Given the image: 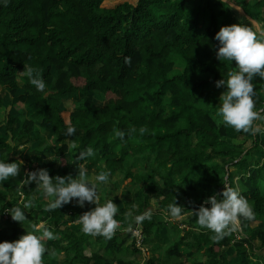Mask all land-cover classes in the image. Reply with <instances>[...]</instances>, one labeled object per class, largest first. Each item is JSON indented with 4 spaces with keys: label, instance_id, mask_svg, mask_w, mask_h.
I'll return each mask as SVG.
<instances>
[{
    "label": "trees",
    "instance_id": "16d2710c",
    "mask_svg": "<svg viewBox=\"0 0 264 264\" xmlns=\"http://www.w3.org/2000/svg\"><path fill=\"white\" fill-rule=\"evenodd\" d=\"M113 1L0 3V124L6 132L0 135V160L18 163L11 155L40 141L34 156L25 158L24 183L0 188V243L49 223L51 230L45 227L58 238L43 241L42 264L59 259L62 264H133L119 258L131 253L126 213L134 209V216L142 215L155 201L158 213L151 211V219L139 225L131 222L143 230L144 246L152 254L149 264H264V254H259L264 251V80L252 81L254 110L260 116L253 126L260 122V132L235 130L232 135L230 126L213 118L226 91L216 82L235 69V62L217 58L215 36L221 27L235 24L233 9L221 0H139L103 8ZM229 1L240 2L248 17L264 24V0ZM174 57L184 65L176 75ZM25 64L39 69L47 96L20 74ZM8 94L30 108L29 118L2 114ZM98 94L102 105L96 103ZM68 127L76 129L73 136L66 135ZM48 131L54 133L52 142L44 136ZM88 147L95 156L79 159ZM81 165L89 180L90 171L110 173L109 185L100 183L102 189H115L117 177L130 181L125 206L119 208L113 200L122 234L105 239L85 235L80 226L72 229L68 225L96 205L71 202L48 211L50 201L35 182L26 181L28 173L39 169L53 178H75ZM225 184L247 200L254 218H240V238L232 232L215 241L190 211L210 196L222 198ZM99 199L100 205L106 203ZM175 200L184 207L183 216L191 213L192 219L182 240L169 245L161 214ZM28 201L32 207L24 209V224L5 220L10 208ZM88 243L93 244L89 254L83 248ZM230 250L238 253V261L231 260ZM139 251L136 247L133 253Z\"/></svg>",
    "mask_w": 264,
    "mask_h": 264
},
{
    "label": "clouds",
    "instance_id": "9594fccd",
    "mask_svg": "<svg viewBox=\"0 0 264 264\" xmlns=\"http://www.w3.org/2000/svg\"><path fill=\"white\" fill-rule=\"evenodd\" d=\"M9 0H0L5 6ZM221 3H228V0H221ZM233 8V7H231ZM239 10L238 7H235ZM219 42L216 56L220 61L235 62V69L227 73V78L216 82L217 88H225L220 97V104L217 106L214 119L219 117L226 127H232L237 132H260V127H254V121L260 119L257 111L254 110V85L252 81L259 77L264 80V34L260 37L253 29L245 24L238 23L223 26L215 36ZM22 76L27 77L28 82L36 91L45 96L46 82L42 78L39 69L28 66L20 72ZM144 129H141L143 132ZM76 132L74 127H68L66 135L73 136ZM117 137L124 138L123 132H117ZM93 148L88 147L85 151L79 153V159L84 160L87 157H94ZM21 164L0 160V188L3 181L10 177H16L20 174ZM110 173L102 171L95 176V181L107 184ZM27 184L35 182L37 190L42 191L43 195L50 202L47 205L48 211L60 209L66 204L75 202L78 206L84 207L85 202L94 203L96 207L83 215L79 216L78 223L81 225V231L85 235L102 236L105 239H111L116 230L120 227L118 221L114 218L117 214V206L113 200H108L103 205L98 203L97 183L88 179L86 169L83 165L78 168V174L75 178L71 174L66 177H51L47 169H39L28 173ZM208 197L204 204L198 210L190 211L196 218V223L201 227L210 230L215 235L213 240L219 241L225 236L238 230L240 218L252 220L254 213L247 200L233 188L225 184V189L220 194ZM205 205H210L205 206ZM32 207V202H26L23 207H12L8 210L13 221L21 222L27 219L24 209ZM133 211L126 213V219L129 220V231H132L131 222L141 224L145 219H151V210L142 215H133ZM166 219L179 220L184 214V207L179 206L175 200L167 207ZM43 231L40 235L35 232L40 229L34 228L33 231H27L14 242L0 243V264H42V257L46 251L43 241L55 239L53 232L41 225Z\"/></svg>",
    "mask_w": 264,
    "mask_h": 264
},
{
    "label": "rangeland",
    "instance_id": "374dc122",
    "mask_svg": "<svg viewBox=\"0 0 264 264\" xmlns=\"http://www.w3.org/2000/svg\"><path fill=\"white\" fill-rule=\"evenodd\" d=\"M109 1H112V0H109ZM114 1H117V2L114 4H104L103 8L111 9V8H116V7L123 5V4L137 5L139 2V0H114ZM228 3L230 4L231 7H233L232 8L233 9V16L230 18V20L234 19L235 24L242 23V24H245L246 26L251 27L253 29V31L256 32L257 34H264V24L261 22H256V21L252 20L250 17H248L244 13L243 8L240 6V2H238V4H236L235 2L228 0ZM235 7H238L239 10H237ZM174 60L177 62V64H176L175 70L173 72V75L182 73L184 70V65H183L181 59L174 57ZM21 85H23L22 82H21ZM222 93L220 95H222ZM4 98H6V100L9 102V104L11 106L12 101L10 100L9 96H6ZM102 102H103L102 96H101V94H98V97L96 99V103L98 105H102ZM68 105H71V104H68ZM3 112L8 113V109L6 111L3 110ZM256 126H258L260 128L262 127L260 122L257 123ZM230 132L232 135H235V129L234 128L230 127ZM45 134L47 136H49L50 138L53 137L52 131H48ZM11 142H12V140H9V143H11ZM11 144H13V142ZM21 152L22 151L20 150L18 152L17 151L14 152L13 154L21 157V155H20ZM32 152L33 151H31V149H29V153H32ZM13 154H12V156H14ZM26 157H29V156L26 155L25 157H22V159L27 164V161L25 159ZM96 175L97 174L95 171L88 172V176L91 179V181L93 183H97V188L99 189L100 200L105 201V202H107L108 200H114L119 208L124 207L125 206V200H124L125 199V190L127 189V185L130 183V181L122 183L121 180L119 179V177H117L114 180V182L117 183V187L115 189L114 188L113 189L112 188L102 189V187H101L102 184L100 185L99 182L95 181ZM107 185H109V184H107ZM155 203L156 202L153 201V204H154L152 207L153 209H157ZM152 208H150L149 210L152 211L153 210ZM166 215L167 214H164L161 217H162V221L164 222L165 226H167V232H168L167 234H170V241H168V244L171 245V244H175V243L181 241L183 236L187 232H189L190 228H189L188 222L191 221L192 214L187 213L186 215L182 216L181 219L173 220V221H169L170 218L166 219L165 218ZM118 223L120 225V222H118ZM120 226H122V225H120ZM120 228L121 227H119L116 230L115 234H122L121 232H123V230H121ZM183 228H185L184 231L182 230ZM133 229L134 228H132V231H129V230L126 231L129 233H132L131 239H129V241L127 242V246H130V248H131V253H129L127 255L120 254L119 258H122L128 262L133 261V264H149V262L152 258L151 250L149 249V247L144 246V241H143V243L141 241L137 242V238L134 236V233H133L134 230ZM240 231H242L241 225L239 226L237 231L233 232V234L235 236H237L238 238H240ZM212 234H213V236L215 235L213 232H212ZM138 243H139V245H138ZM136 247L140 251L138 253H133V250ZM87 253L89 254V251ZM259 254H260V256H262V254H264V251H261ZM162 258L165 259V255ZM261 258H262V262H264L263 256ZM254 260H257V259L254 258ZM56 264H58V263H56ZM60 264H62V262H60Z\"/></svg>",
    "mask_w": 264,
    "mask_h": 264
},
{
    "label": "crops",
    "instance_id": "0c3cea01",
    "mask_svg": "<svg viewBox=\"0 0 264 264\" xmlns=\"http://www.w3.org/2000/svg\"><path fill=\"white\" fill-rule=\"evenodd\" d=\"M6 96H9V98H10V100L12 101V103H11V106H10V104H9V102L6 100V98H4V106H3V110L4 111H6L7 109H8V113H4L3 111V115L6 117H8V116H10V115H13L14 117H22V118H29L30 116H31V110H30V108L29 107H27L26 105H23V104H21L20 103V101H19V99L18 98H12L9 94L8 95H6ZM5 96V97H6ZM0 135H4L6 132H5V124L4 123H1L0 124ZM53 132V131H52ZM45 137H46V139L48 140V142H52L53 140H54V133H53V137H49V136H47L46 134L44 135ZM9 140H11V139H9ZM9 140H8V143H9ZM12 143V142H11ZM11 143H9V144H11ZM13 147L15 146V143L13 142V144H11ZM39 145H40V141H38V142H36V143H34L32 146H30L29 148H24V147H20V148H18L16 151L18 152V151H22L21 152V157H19V156H17V155H15V154H13L14 156H12L11 155V159H15L18 163H20V162H22V164H21V170H20V174L18 175V176H16V177H10L8 180H6V181H3L2 183L4 184V185H13V184H15L16 182H21V183H24V180H23V178H22V167H25L26 166V163L24 162V160L22 159V157H25L26 155H28L29 157H33L34 156V154H35V151L39 148ZM29 149H31V151H33L32 153H29ZM15 151V152H16ZM28 171L26 170V173H27ZM21 195H22V199L24 200V198L26 197V194L24 193V192H21L20 193ZM23 200H22V202H23ZM100 200V199H99ZM21 202V203H22ZM73 204H75V203H73ZM78 206V205H77ZM78 207H80V206H78ZM153 209V208H152ZM158 211L159 210H157V209H153L152 210V212H155V213H158ZM164 214H161V216H163ZM11 218V216L10 215H6L5 216V220H9ZM118 222H120V225H122L123 224V221H121V220H119L118 219V217L117 218H115ZM161 221H162V217H161ZM169 221H173V219H169ZM163 222V221H162ZM164 223V222H163ZM41 225H43L44 227L45 226H48V228H50V224L49 223H42ZM41 225L38 227V229H42L41 228ZM68 226H72V229H75L76 227H81V225L78 223V222H76V223H74V224H69ZM121 227V226H120ZM121 229V228H120ZM50 230H51V228H50ZM53 230H55V229H53ZM183 231L185 230V228H183L182 229ZM83 233V232H82ZM163 234H167L168 232H167V226H165V231H163L162 232ZM54 236H55V238H58V236L56 235V234H53ZM52 240H54V239H52ZM83 248H84V250L86 251V252H90V251H93V244L92 243H88V244H85L84 246H83ZM99 254L100 255H104L105 254V251H99ZM228 254L231 256V260H234V261H238L239 260V255H238V253L235 251V250H230L229 252H228ZM163 260H165V259H163ZM126 261V260H125ZM60 259H59V262H58V264H60ZM126 262H128V261H126ZM129 262H133V261H129ZM174 264H178L179 263V261H176V260H174V262H173Z\"/></svg>",
    "mask_w": 264,
    "mask_h": 264
},
{
    "label": "built area",
    "instance_id": "2783aa9c",
    "mask_svg": "<svg viewBox=\"0 0 264 264\" xmlns=\"http://www.w3.org/2000/svg\"><path fill=\"white\" fill-rule=\"evenodd\" d=\"M133 233H134V236L137 238V242L138 241H141L143 243L145 237H144V233H143V230L140 226H137L133 229ZM139 245V243H138Z\"/></svg>",
    "mask_w": 264,
    "mask_h": 264
}]
</instances>
